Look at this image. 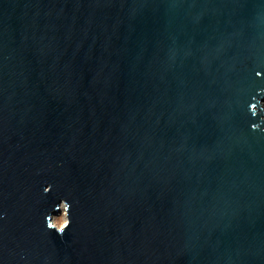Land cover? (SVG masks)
Here are the masks:
<instances>
[{
  "label": "water",
  "instance_id": "1",
  "mask_svg": "<svg viewBox=\"0 0 264 264\" xmlns=\"http://www.w3.org/2000/svg\"><path fill=\"white\" fill-rule=\"evenodd\" d=\"M263 104L264 0H0V264H264Z\"/></svg>",
  "mask_w": 264,
  "mask_h": 264
},
{
  "label": "rangeland",
  "instance_id": "2",
  "mask_svg": "<svg viewBox=\"0 0 264 264\" xmlns=\"http://www.w3.org/2000/svg\"><path fill=\"white\" fill-rule=\"evenodd\" d=\"M264 107V104H263ZM53 223L57 226V227H61L66 223V215L63 211L62 214L60 215H56L53 217Z\"/></svg>",
  "mask_w": 264,
  "mask_h": 264
},
{
  "label": "bare ground",
  "instance_id": "3",
  "mask_svg": "<svg viewBox=\"0 0 264 264\" xmlns=\"http://www.w3.org/2000/svg\"><path fill=\"white\" fill-rule=\"evenodd\" d=\"M263 111H264V107H263ZM65 225V224H64ZM62 227V226H61Z\"/></svg>",
  "mask_w": 264,
  "mask_h": 264
}]
</instances>
